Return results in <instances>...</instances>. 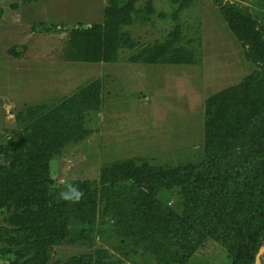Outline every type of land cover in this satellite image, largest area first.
I'll use <instances>...</instances> for the list:
<instances>
[{
	"label": "rangeland",
	"instance_id": "rangeland-1",
	"mask_svg": "<svg viewBox=\"0 0 264 264\" xmlns=\"http://www.w3.org/2000/svg\"><path fill=\"white\" fill-rule=\"evenodd\" d=\"M97 24L120 40L115 60L81 59L84 38L72 31ZM141 54L161 61L143 62ZM263 55L264 0H0V146L25 141L30 107L52 109L90 87L87 134L49 161V191L66 198L83 184L99 204L91 222L69 220L45 243L22 248L5 237L17 235L30 213L43 219V206L39 188L8 184L0 264H31L36 251L38 264L85 255L79 264H232L233 239L213 207L264 116ZM246 108L254 115L245 117ZM9 164L1 153L0 165ZM115 164L129 169L104 191L102 170ZM130 195L142 203L143 240L116 229L118 206ZM149 234L159 250L145 241Z\"/></svg>",
	"mask_w": 264,
	"mask_h": 264
},
{
	"label": "trees",
	"instance_id": "trees-1",
	"mask_svg": "<svg viewBox=\"0 0 264 264\" xmlns=\"http://www.w3.org/2000/svg\"><path fill=\"white\" fill-rule=\"evenodd\" d=\"M119 24L120 22L116 19L111 21V25L115 28ZM102 28V25L97 24L90 29L72 31L84 38L80 46L82 60L98 62L116 59L120 40L111 39L106 30ZM52 30L58 32L61 28L53 26ZM257 44H262L259 38H257ZM159 57L160 55L148 57L138 55V59L146 63L160 62ZM89 90L90 87L82 88L80 92L65 98L52 109L45 104L30 107L28 117L23 118L25 122L30 123L29 133L23 136L25 141L14 143L8 149L0 146V154L5 152L10 159L9 166L0 165V180L7 183L4 188L0 187V208L7 203L5 196L9 189L23 192L32 187L36 190L39 188L40 196L36 202L43 206L39 214L43 216V219L40 220L37 217L38 213H30L31 221L30 219L27 221V217L19 221L17 235L7 234L5 240L10 245L27 248L33 244L45 243L48 236L57 234L60 228H67L69 220L79 219L91 222L96 218L99 210L98 199L88 186L79 184L80 187L76 194L66 198L61 196L62 199H58V195L49 191L50 185L53 184L48 171L49 161L60 154L69 142H78L87 134L84 114L92 109ZM211 106H213L212 102L208 104L210 109ZM244 112L245 117L254 115L253 108H246ZM25 142H29L26 151L23 148ZM124 169H129V166L115 164L103 168L101 184L104 186V191L107 190V184L121 179L119 173ZM132 192L134 191L131 187L125 190V193L131 194ZM134 196L130 195L128 202L118 206L119 218L115 225L119 232L122 231L143 240L147 230L138 212L143 209L141 208L142 203ZM57 200L61 201L60 205ZM213 212L217 223L233 239L232 264H256L257 255L264 248V116L259 119L251 135V146L246 158L221 181ZM156 239L155 236L152 237L149 234L145 240L153 244L151 248L154 251L159 250ZM2 251L6 252V250ZM98 252L99 260H103L106 251ZM42 257V253L36 251L33 259L30 258L27 262L38 264ZM86 257L87 255L78 257L71 264H79L78 261L83 262ZM261 264H264V254L261 255Z\"/></svg>",
	"mask_w": 264,
	"mask_h": 264
},
{
	"label": "water",
	"instance_id": "water-1",
	"mask_svg": "<svg viewBox=\"0 0 264 264\" xmlns=\"http://www.w3.org/2000/svg\"><path fill=\"white\" fill-rule=\"evenodd\" d=\"M264 254V248L261 249V251L259 252V254L257 255V261L256 264H261V255Z\"/></svg>",
	"mask_w": 264,
	"mask_h": 264
}]
</instances>
